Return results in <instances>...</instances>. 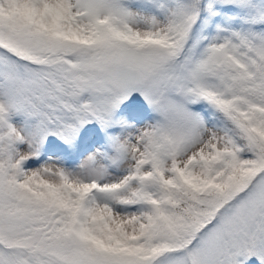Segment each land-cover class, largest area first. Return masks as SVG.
<instances>
[{
    "label": "snow or ice",
    "instance_id": "obj_1",
    "mask_svg": "<svg viewBox=\"0 0 264 264\" xmlns=\"http://www.w3.org/2000/svg\"><path fill=\"white\" fill-rule=\"evenodd\" d=\"M0 264H264V0H0Z\"/></svg>",
    "mask_w": 264,
    "mask_h": 264
}]
</instances>
